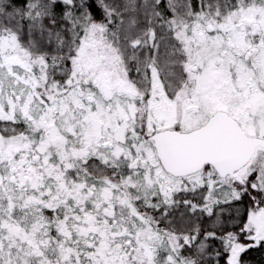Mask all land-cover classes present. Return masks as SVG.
Masks as SVG:
<instances>
[{
    "label": "snow or ice",
    "instance_id": "1",
    "mask_svg": "<svg viewBox=\"0 0 264 264\" xmlns=\"http://www.w3.org/2000/svg\"><path fill=\"white\" fill-rule=\"evenodd\" d=\"M0 264H264V0H0Z\"/></svg>",
    "mask_w": 264,
    "mask_h": 264
}]
</instances>
